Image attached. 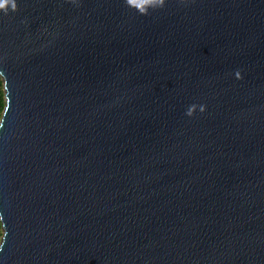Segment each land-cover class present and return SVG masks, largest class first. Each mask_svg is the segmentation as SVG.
<instances>
[{"label": "water", "instance_id": "water-1", "mask_svg": "<svg viewBox=\"0 0 264 264\" xmlns=\"http://www.w3.org/2000/svg\"><path fill=\"white\" fill-rule=\"evenodd\" d=\"M150 2L0 0V264H264V0Z\"/></svg>", "mask_w": 264, "mask_h": 264}, {"label": "clouds", "instance_id": "clouds-1", "mask_svg": "<svg viewBox=\"0 0 264 264\" xmlns=\"http://www.w3.org/2000/svg\"><path fill=\"white\" fill-rule=\"evenodd\" d=\"M124 2H125V0H124ZM125 4L127 7H129L127 3H125ZM164 4H165V0H151V2L147 6H145L143 9H135V10L141 15H147V14H149L150 9L155 10L158 8H162L164 6ZM0 6H2V5H0ZM131 9H133V8H131ZM7 10L8 9H5V13L7 12ZM11 10L12 11L17 10L15 3L12 4ZM235 76L237 79L242 78L239 70L235 71ZM196 108H197V105L195 103L189 105V107L186 109L185 114L188 116H191L193 114V112L196 110ZM204 109H205V106L203 104L199 105V110L201 112L204 111ZM4 243H5V240L3 241V243H0V247H2L4 245Z\"/></svg>", "mask_w": 264, "mask_h": 264}, {"label": "trees", "instance_id": "trees-1", "mask_svg": "<svg viewBox=\"0 0 264 264\" xmlns=\"http://www.w3.org/2000/svg\"><path fill=\"white\" fill-rule=\"evenodd\" d=\"M4 105H5V98H4L3 82L0 78V117H1ZM1 235H2V227H1V222H0V239H1Z\"/></svg>", "mask_w": 264, "mask_h": 264}]
</instances>
